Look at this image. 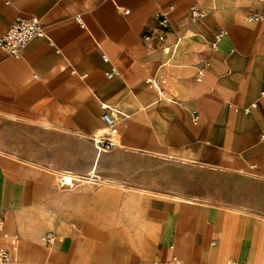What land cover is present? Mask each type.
I'll return each mask as SVG.
<instances>
[{"label":"crops","instance_id":"obj_1","mask_svg":"<svg viewBox=\"0 0 264 264\" xmlns=\"http://www.w3.org/2000/svg\"><path fill=\"white\" fill-rule=\"evenodd\" d=\"M17 18L47 36L0 50L9 263L264 264V0H0V37Z\"/></svg>","mask_w":264,"mask_h":264},{"label":"built area","instance_id":"obj_2","mask_svg":"<svg viewBox=\"0 0 264 264\" xmlns=\"http://www.w3.org/2000/svg\"><path fill=\"white\" fill-rule=\"evenodd\" d=\"M201 17V13L198 10L192 11V19L197 20ZM263 19V15L255 14L250 17V20H260ZM79 21V19H78ZM158 25L163 30H167L170 27V19L166 14H160L157 18ZM227 34V31L220 30L214 34L213 40L211 41V46L216 48L219 41ZM45 27L41 20L37 18L30 19H21L17 18L8 31L0 37V50H4L11 57H20L22 52L27 48L29 43L35 39L46 38ZM149 36H146L145 39H149ZM181 40V38H179ZM114 72L108 74V77H112ZM200 81V79H199ZM147 82L153 85L151 79H147ZM103 109L102 120L106 124V128L109 130L108 133L98 131L93 138L94 146L97 150V153L100 155L111 151L115 146L114 137L116 135V125L119 121V115H122L121 112L117 111L114 108L106 104L101 105ZM194 119L197 120L198 116L194 113ZM67 179H70L74 182L80 181V179L73 177L68 173H61L59 175V184L61 187L72 186ZM95 179V178H94ZM91 182L95 180L90 179ZM2 219L0 218V227L2 224ZM57 239L56 235L52 233L46 234L42 241L46 243H53ZM9 261V254L7 251L0 249V264H7Z\"/></svg>","mask_w":264,"mask_h":264},{"label":"rangeland","instance_id":"obj_3","mask_svg":"<svg viewBox=\"0 0 264 264\" xmlns=\"http://www.w3.org/2000/svg\"><path fill=\"white\" fill-rule=\"evenodd\" d=\"M101 132H104V133H108L109 132V130H105V131H101ZM114 141H116V135H115V137H114ZM24 165L25 166H27V167H30V168H33V169H37V167H34V166H32V165H30V164H28V163H24ZM40 169H46V168H40ZM54 178H55V183L57 184V186L59 187V185H58V183H59V177L57 176V174L55 173L54 174ZM89 181L90 180H87V179H83L81 182H79V183H84V184H88L89 183ZM75 184H77V183H75ZM74 186H76V185H74ZM246 212H248L249 214L250 213H254V214H256L255 212H257L256 210H248V211H246ZM259 213H262V214H260L261 216H264V210L261 212V211H258ZM231 213H237V211L235 212L234 210H232L231 211ZM264 218V217H263ZM46 235V234H45Z\"/></svg>","mask_w":264,"mask_h":264},{"label":"bare ground","instance_id":"obj_4","mask_svg":"<svg viewBox=\"0 0 264 264\" xmlns=\"http://www.w3.org/2000/svg\"><path fill=\"white\" fill-rule=\"evenodd\" d=\"M106 130H108L107 128H106ZM67 181L69 182V183H72V180H70V179H67ZM7 264H12V263H7Z\"/></svg>","mask_w":264,"mask_h":264}]
</instances>
